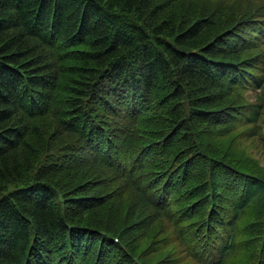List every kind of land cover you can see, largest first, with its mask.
<instances>
[{
  "label": "trees",
  "instance_id": "trees-1",
  "mask_svg": "<svg viewBox=\"0 0 264 264\" xmlns=\"http://www.w3.org/2000/svg\"><path fill=\"white\" fill-rule=\"evenodd\" d=\"M263 131L264 0H0V264H264Z\"/></svg>",
  "mask_w": 264,
  "mask_h": 264
},
{
  "label": "rangeland",
  "instance_id": "rangeland-1",
  "mask_svg": "<svg viewBox=\"0 0 264 264\" xmlns=\"http://www.w3.org/2000/svg\"><path fill=\"white\" fill-rule=\"evenodd\" d=\"M263 133H264V131H263ZM263 150L262 149H259L258 151H254V154L257 156V157H259V158H261V163L263 164V162H264V155H263Z\"/></svg>",
  "mask_w": 264,
  "mask_h": 264
}]
</instances>
